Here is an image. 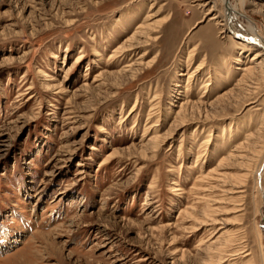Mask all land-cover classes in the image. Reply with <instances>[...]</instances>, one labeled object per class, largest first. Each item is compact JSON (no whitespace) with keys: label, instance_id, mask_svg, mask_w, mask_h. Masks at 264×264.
I'll use <instances>...</instances> for the list:
<instances>
[{"label":"rangeland","instance_id":"1","mask_svg":"<svg viewBox=\"0 0 264 264\" xmlns=\"http://www.w3.org/2000/svg\"><path fill=\"white\" fill-rule=\"evenodd\" d=\"M212 1L0 0V264H264V65L210 20L264 0Z\"/></svg>","mask_w":264,"mask_h":264},{"label":"bare ground","instance_id":"2","mask_svg":"<svg viewBox=\"0 0 264 264\" xmlns=\"http://www.w3.org/2000/svg\"><path fill=\"white\" fill-rule=\"evenodd\" d=\"M203 1H204V3H202V5H201L202 7L203 6L205 7V6H208V5L212 4V6L209 7L208 13L215 11L216 6H215V3H213L212 0H203ZM220 3H221V6H222L221 9H223V12L224 13L227 12L229 14L228 15V19L230 18L231 15L242 16L241 15V12H238L236 10V8H233V6L230 5L229 0H220ZM208 13H206V14H208ZM246 19H247V17H246ZM210 20L215 21L217 23V25L223 27V31H221V33L228 34V35H230L233 38H238L240 40V42H242V44L245 43V44H248V46L250 45V47H252V48H258V50L254 51V53H253L254 56H253V58H252L251 61H254V63H256V61H258L256 64H254V67H255V69H258V70H261L262 69L261 67H262V65H264L263 64L264 63V40H262L259 36H257V34L255 33V31H254L253 28H249V31H248V34L247 35H240L239 33H237L231 27L230 22L227 20V17L223 21L222 20L219 21V17L217 15H214V16H212L210 18ZM150 27H151V24H149L147 22L146 23H143L140 27H138V30L139 31H137L130 38H128L127 41L123 45H121L118 49H116L113 53H115V55H118V56H122V55L126 56V55H128L130 53L131 50H134L137 47H140L142 44L137 39V37H141L142 38V36L144 34H146L147 29H150ZM152 61L153 60L150 61V65H151V63L154 62V61L153 62ZM147 66H149V64H147ZM202 67H203L202 66V63H200L198 65L197 69H202ZM238 68L242 72L243 71L244 72H248V71L251 70V67L248 70L246 68H244V66L243 67L241 66V67H238ZM123 69H129V70H127L128 72L129 71H135L133 68H131V64L130 65H125V67H123ZM252 72L254 73V71H252ZM189 77H191V76H189ZM186 106H187V104H183L182 103L178 107V112L176 113V116H182V118H185L184 117V114L186 113V109H185ZM189 108L191 109V107H189ZM182 122H184V120ZM154 143L156 144V142H154ZM231 155H233V153Z\"/></svg>","mask_w":264,"mask_h":264}]
</instances>
